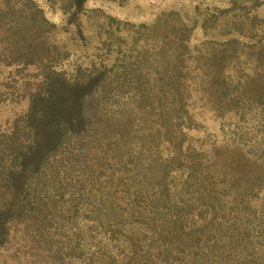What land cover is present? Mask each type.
I'll use <instances>...</instances> for the list:
<instances>
[{
    "label": "rangeland",
    "instance_id": "374dc122",
    "mask_svg": "<svg viewBox=\"0 0 264 264\" xmlns=\"http://www.w3.org/2000/svg\"><path fill=\"white\" fill-rule=\"evenodd\" d=\"M32 1L54 24L42 68L110 61L140 37L144 55L125 61L142 77L103 104L104 166L97 185L81 176L91 192L110 185L105 218H65L36 242L13 225L0 264H264V0H86L79 28L64 0ZM22 7L0 0V138L40 83L10 62Z\"/></svg>",
    "mask_w": 264,
    "mask_h": 264
},
{
    "label": "trees",
    "instance_id": "16d2710c",
    "mask_svg": "<svg viewBox=\"0 0 264 264\" xmlns=\"http://www.w3.org/2000/svg\"><path fill=\"white\" fill-rule=\"evenodd\" d=\"M85 2L64 0L61 5L69 11L68 20L77 19L73 25L78 28ZM6 11L9 13L10 9L0 10V15ZM16 21L11 25L10 36L16 56L10 62L36 66L40 69V83L29 94L26 111L14 121L12 130L0 138V247L7 244L13 225L19 224L21 230L30 232L36 242L41 234L63 227L65 218H73L75 223L79 215L99 221L105 218L102 203L107 197L112 200L110 185L106 190L91 192L81 176L97 185L105 162L98 145L106 139L101 132L111 121L102 106L112 91L123 95L138 92L142 74L130 68L133 60H125L134 50L139 51L136 56L144 55L140 37H131L121 40L124 48L118 52L123 53L122 57L96 59L71 73L44 69L48 66L47 55L55 47L48 45L42 34L54 24L44 18L32 0H24ZM179 45L182 46L181 41ZM70 167L73 179H67ZM83 201L92 202L88 209L80 205ZM100 225L109 226L106 221ZM76 257H81V253Z\"/></svg>",
    "mask_w": 264,
    "mask_h": 264
}]
</instances>
